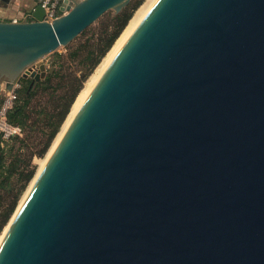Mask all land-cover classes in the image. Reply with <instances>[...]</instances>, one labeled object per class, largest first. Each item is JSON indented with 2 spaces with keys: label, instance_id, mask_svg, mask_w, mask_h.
Segmentation results:
<instances>
[{
  "label": "water",
  "instance_id": "obj_1",
  "mask_svg": "<svg viewBox=\"0 0 264 264\" xmlns=\"http://www.w3.org/2000/svg\"><path fill=\"white\" fill-rule=\"evenodd\" d=\"M130 1L0 22V97ZM0 264H264V0H157L45 164Z\"/></svg>",
  "mask_w": 264,
  "mask_h": 264
},
{
  "label": "trees",
  "instance_id": "obj_2",
  "mask_svg": "<svg viewBox=\"0 0 264 264\" xmlns=\"http://www.w3.org/2000/svg\"><path fill=\"white\" fill-rule=\"evenodd\" d=\"M144 1L131 0L119 13H106L102 16L106 17V21L84 42L67 50V54L58 51L51 54L44 79L37 82L20 80L21 88L8 113V120L22 128L23 138H15L2 145L0 137V233L36 173L32 159L43 158L48 153L85 83ZM87 33L85 30L64 48L71 49L73 43ZM26 129L37 132V143L34 151L24 153L22 146L27 143L28 137ZM16 144H19L18 148Z\"/></svg>",
  "mask_w": 264,
  "mask_h": 264
},
{
  "label": "bare ground",
  "instance_id": "obj_3",
  "mask_svg": "<svg viewBox=\"0 0 264 264\" xmlns=\"http://www.w3.org/2000/svg\"><path fill=\"white\" fill-rule=\"evenodd\" d=\"M157 2V0H146L134 13L133 17L129 21L126 28L123 30L111 50L108 52L106 57L102 60L100 65L97 67V70L95 74L90 77L89 81H87L86 86L82 89V91L79 93L75 103L73 104V107L71 109V112L69 113L65 123L63 124L59 134L57 135V138L55 142H53V145L51 146L48 154L46 155L45 159L42 161L40 168L38 169L34 179L31 181L30 185L28 186L27 190L25 191L23 197L20 200V203L12 216L11 220L8 222V224L5 226L4 230L2 231L0 235V245L2 241L4 240L11 224L13 223L14 219L16 218L20 208L22 207L23 203L25 202L26 198L28 197L29 193L31 192L35 182L37 181L40 173L42 172L45 164L47 163L48 159L54 152L55 148L59 144L60 140L64 136L65 132L71 125L72 121L74 120L75 116L79 112L80 108L92 92V90L95 88L99 80L102 78L103 74L107 70V68L110 66L114 58L117 56L119 51L122 49V47L125 45L127 40L130 38V36L135 32L137 27L140 25L142 20L146 17L148 12L151 10V8L154 6V4Z\"/></svg>",
  "mask_w": 264,
  "mask_h": 264
},
{
  "label": "built area",
  "instance_id": "obj_4",
  "mask_svg": "<svg viewBox=\"0 0 264 264\" xmlns=\"http://www.w3.org/2000/svg\"><path fill=\"white\" fill-rule=\"evenodd\" d=\"M36 7H40L43 12V22L51 23L52 21L61 17L65 11V0H32ZM23 21H34L32 15L25 16L22 20L13 19L9 22L17 23ZM40 62V61H39ZM34 63L27 71L28 73L38 72L39 64ZM47 67V62H46ZM21 79L14 81L12 88L6 91L4 96L0 97V137L2 145L11 142L15 138H23L24 132L21 127L13 125L8 120V113L13 108L17 100V92L21 88Z\"/></svg>",
  "mask_w": 264,
  "mask_h": 264
},
{
  "label": "rangeland",
  "instance_id": "obj_5",
  "mask_svg": "<svg viewBox=\"0 0 264 264\" xmlns=\"http://www.w3.org/2000/svg\"><path fill=\"white\" fill-rule=\"evenodd\" d=\"M146 1V0H145ZM144 1V2H145ZM143 2V3H144ZM108 12H113V11H108ZM107 12V13H108ZM106 14V13H105ZM104 14V15H105ZM102 18V17H101ZM99 19V20H97L93 25H91L88 29H86L87 31H88V33L85 35V36H83L82 38H80V39H78L77 40V43H73L74 45H73V47L71 48V49H65V48H60L59 50H58V52H60V53H62V54H67V50H72L75 46H77L78 44H79V42H84L87 38H89L90 36H91V34L92 33H94L96 30H98L99 28H100V26L102 25V23H104L105 21H106V17L104 16L102 19ZM72 43V42H71ZM50 60H51V57H50V55L45 59V61L47 62V67H46V69L48 68V65H49V62H50ZM74 66V65H73ZM97 70V69H96ZM96 70H95V72H96ZM95 72L92 74V76L95 74ZM91 76V77H92ZM90 79V78H89ZM89 79H88V81H89ZM87 83V82H86ZM86 83H85V85H84V87L86 86ZM83 87V88H84ZM58 92H60V91H58ZM57 94V92L55 93V95ZM62 128V127H61ZM36 133L37 132H35V131H31V132H29L27 129L25 130V134H27V143L25 144V145H23L22 146V150H23V152L25 153H27V152H29V150L31 151V150H35V145H36V143H37V139H35V135H36ZM57 138V137H56ZM56 140V139H55ZM55 142V141H54ZM53 145V144H52ZM19 147V144H16V148H18ZM51 147V146H50ZM50 150V149H49ZM49 152V151H48ZM48 153H46V155H47ZM46 155L43 157V158H39V157H34L33 159H32V165H34V166H36V173H37V171H38V169L40 168V165H41V163H42V161L45 159V157H46ZM36 173H35V175H36ZM35 175H34V177H35ZM34 177H33V179H34ZM32 179V180H33ZM31 180V181H32ZM31 183V182H30ZM30 183L28 184V186L30 185ZM28 186L26 187V189H25V191L27 190V188H28ZM25 191H24V193H25ZM24 193L22 194V196H21V198L23 197V195H24ZM21 198H20V200H21ZM19 203H20V201H19ZM19 203H18V205H19ZM18 207V206H17ZM17 209V208H16ZM16 211V210H15ZM15 213V212H14ZM14 215V214H13ZM12 215V216H13ZM12 216H11V218H12ZM11 218H10V220H11ZM9 220V221H10ZM8 224V223H7ZM5 228V227H4ZM4 228H3V230H4ZM2 230V231H3ZM2 231H1V233H2ZM1 233H0V235H1Z\"/></svg>",
  "mask_w": 264,
  "mask_h": 264
},
{
  "label": "crops",
  "instance_id": "obj_6",
  "mask_svg": "<svg viewBox=\"0 0 264 264\" xmlns=\"http://www.w3.org/2000/svg\"><path fill=\"white\" fill-rule=\"evenodd\" d=\"M36 8L32 0H0V22L22 20L27 15H33Z\"/></svg>",
  "mask_w": 264,
  "mask_h": 264
}]
</instances>
